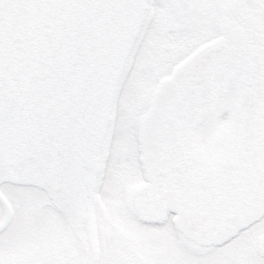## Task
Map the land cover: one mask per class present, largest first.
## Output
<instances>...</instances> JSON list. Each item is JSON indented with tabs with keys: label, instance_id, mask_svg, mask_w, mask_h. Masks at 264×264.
<instances>
[{
	"label": "snow or ice",
	"instance_id": "obj_1",
	"mask_svg": "<svg viewBox=\"0 0 264 264\" xmlns=\"http://www.w3.org/2000/svg\"><path fill=\"white\" fill-rule=\"evenodd\" d=\"M0 264H264V0H0Z\"/></svg>",
	"mask_w": 264,
	"mask_h": 264
}]
</instances>
